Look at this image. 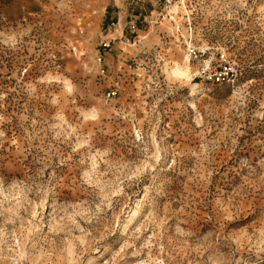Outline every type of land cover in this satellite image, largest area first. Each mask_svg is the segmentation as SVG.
<instances>
[{"label": "rangeland", "instance_id": "obj_1", "mask_svg": "<svg viewBox=\"0 0 264 264\" xmlns=\"http://www.w3.org/2000/svg\"><path fill=\"white\" fill-rule=\"evenodd\" d=\"M0 264H264V0H0Z\"/></svg>", "mask_w": 264, "mask_h": 264}]
</instances>
